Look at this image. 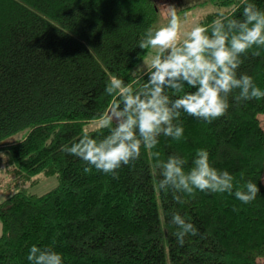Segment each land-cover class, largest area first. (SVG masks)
I'll list each match as a JSON object with an SVG mask.
<instances>
[{"label":"trees","instance_id":"16d2710c","mask_svg":"<svg viewBox=\"0 0 264 264\" xmlns=\"http://www.w3.org/2000/svg\"><path fill=\"white\" fill-rule=\"evenodd\" d=\"M167 1L179 11L207 1L226 6L206 14L198 23L205 27L219 13L243 19L242 0ZM249 2L264 11V0ZM159 20L155 0H0V152L7 153L15 180L57 177L40 195L15 191L0 202V264H30L32 245L52 248L63 264H260L264 258V129L258 118L264 99L237 101L235 90L227 113L211 123L182 112L183 138L161 135L151 150L161 160L183 157L186 171L197 150H207L210 164L233 175L236 187L257 184L251 204L227 193L159 191V169L143 147L134 165L118 169V179L94 168L84 173V161L61 151L84 132L97 140L107 135V129L85 126L116 99L105 93L112 77L145 82L146 70H132L149 51L138 46L146 29H157ZM251 51L241 57L237 75L251 76L264 90V50L258 57ZM22 130L21 140L8 141ZM173 213L199 229L182 247Z\"/></svg>","mask_w":264,"mask_h":264},{"label":"clouds","instance_id":"9594fccd","mask_svg":"<svg viewBox=\"0 0 264 264\" xmlns=\"http://www.w3.org/2000/svg\"><path fill=\"white\" fill-rule=\"evenodd\" d=\"M242 4L243 19L234 18V13H219L209 27L197 24L183 34V39L175 11L170 13L166 26L146 29L138 44L142 50L153 51L143 73L147 77L145 82L140 84L137 79L125 83L112 77L105 93L116 99L99 119L96 129L98 133L107 129V135L97 140L84 132L77 142L62 146L61 151L84 161L88 165L84 173H91L94 168L118 179V169L134 165L143 147L155 158L161 177L159 191L189 196L197 190L227 193L243 204H251L260 191L257 184L247 180L242 187H236L233 175L210 164L207 150H197L187 171L188 161L183 157L170 155L161 160L158 151H151L161 135L176 141L183 138V125L177 123L182 112L211 123L227 113L228 97L235 90L237 101L264 99V90L251 76L237 75L242 56L252 50L251 55L258 57L264 50V11L249 0H242ZM185 86L194 91H185ZM174 199L186 202L180 195H174ZM170 223L177 228L174 235L181 247L186 236L199 234V229L179 213L172 214ZM27 260L30 264H63L60 253L37 245L31 246Z\"/></svg>","mask_w":264,"mask_h":264},{"label":"rangeland","instance_id":"374dc122","mask_svg":"<svg viewBox=\"0 0 264 264\" xmlns=\"http://www.w3.org/2000/svg\"><path fill=\"white\" fill-rule=\"evenodd\" d=\"M160 20L158 23V28L162 26H166L170 19V13L175 11L180 18L181 21V29H180V38L183 39V34L187 31H190L192 27L196 26L199 21L208 13L213 11H223L226 6L216 5L209 1L194 6L187 11H179V9L174 8L169 4L167 0H155ZM153 51L149 49L144 59L132 70L135 71H144L146 70V62L150 60ZM258 118L261 122V126L264 129V114H259ZM99 120L90 122L86 124L85 130H90L97 128ZM27 134V130H22L8 138V141H19ZM8 164V155L6 152H0V202L4 200L6 197L14 193L15 191H23L30 194L40 195L57 184V177L50 176L44 177L41 174L34 176L33 178L22 181L15 180L13 175L10 174V167ZM33 180H36L33 182ZM264 180V178H263ZM1 233V227H0ZM1 235V234H0ZM260 264H264V258L259 260Z\"/></svg>","mask_w":264,"mask_h":264}]
</instances>
